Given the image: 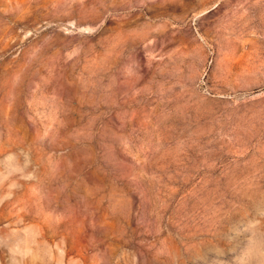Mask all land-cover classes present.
I'll list each match as a JSON object with an SVG mask.
<instances>
[{
	"label": "rangeland",
	"instance_id": "obj_1",
	"mask_svg": "<svg viewBox=\"0 0 264 264\" xmlns=\"http://www.w3.org/2000/svg\"><path fill=\"white\" fill-rule=\"evenodd\" d=\"M0 264H264V0H0Z\"/></svg>",
	"mask_w": 264,
	"mask_h": 264
}]
</instances>
